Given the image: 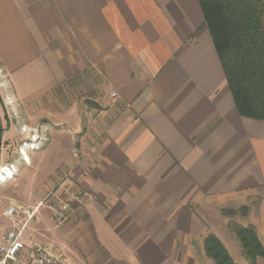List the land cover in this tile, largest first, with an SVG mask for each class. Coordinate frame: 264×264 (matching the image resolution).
I'll return each instance as SVG.
<instances>
[{
    "label": "crops",
    "instance_id": "0c3cea01",
    "mask_svg": "<svg viewBox=\"0 0 264 264\" xmlns=\"http://www.w3.org/2000/svg\"><path fill=\"white\" fill-rule=\"evenodd\" d=\"M0 75L114 264H192L194 205L246 207L264 246V120L238 114L198 0H0Z\"/></svg>",
    "mask_w": 264,
    "mask_h": 264
},
{
    "label": "rangeland",
    "instance_id": "374dc122",
    "mask_svg": "<svg viewBox=\"0 0 264 264\" xmlns=\"http://www.w3.org/2000/svg\"><path fill=\"white\" fill-rule=\"evenodd\" d=\"M11 103L8 86L0 75V118L3 128L0 139V171L10 168L13 173L12 178L0 183V227L7 228L10 225L9 219L2 215L7 206L15 204L30 207L35 212L32 218L26 221L24 228L27 242L53 245L54 249L62 254L66 264H114L109 253L98 243L92 242L86 234V221L79 216L77 221L76 217L79 214L77 211L87 201L78 206L74 205L71 216L65 222L61 223L52 218L46 207L49 194L67 177H71L75 183L76 181L70 171L55 168L56 157L52 155L51 150L32 152V149L40 147V139L20 122V113L14 111ZM22 151L27 154L28 163L25 162ZM77 187L80 188L78 185ZM192 209L196 224L192 235L191 255L194 259L192 264H215L206 255L203 245L209 231L205 225L210 222L224 224L229 229V231L217 229V234L228 248L231 257L237 260L242 251L236 236V230L241 228L237 221L244 212L241 209L222 208L221 213L227 218L226 220L221 215L220 219H216L214 214L202 210L198 205L192 206ZM231 233L238 241L235 237L232 238ZM242 256L247 263L243 252Z\"/></svg>",
    "mask_w": 264,
    "mask_h": 264
},
{
    "label": "trees",
    "instance_id": "16d2710c",
    "mask_svg": "<svg viewBox=\"0 0 264 264\" xmlns=\"http://www.w3.org/2000/svg\"><path fill=\"white\" fill-rule=\"evenodd\" d=\"M198 1L238 114L264 120V0ZM2 133L0 118V139ZM239 209L246 212V207ZM236 236L247 264L264 259L253 226L237 229ZM203 245L215 264H238L213 233Z\"/></svg>",
    "mask_w": 264,
    "mask_h": 264
},
{
    "label": "built area",
    "instance_id": "2783aa9c",
    "mask_svg": "<svg viewBox=\"0 0 264 264\" xmlns=\"http://www.w3.org/2000/svg\"><path fill=\"white\" fill-rule=\"evenodd\" d=\"M49 197L46 207L52 218L62 223L71 216L74 205L88 201L91 195L89 191L78 188L71 177H67ZM34 212L30 207L15 204L3 211L2 215L9 219L10 225L0 227V264H66L53 245L27 242L25 239L26 221L32 218Z\"/></svg>",
    "mask_w": 264,
    "mask_h": 264
},
{
    "label": "bare ground",
    "instance_id": "6f19581e",
    "mask_svg": "<svg viewBox=\"0 0 264 264\" xmlns=\"http://www.w3.org/2000/svg\"><path fill=\"white\" fill-rule=\"evenodd\" d=\"M22 154H25V152H21ZM13 173L10 170V168H4L2 171H0V183H3L8 178H12Z\"/></svg>",
    "mask_w": 264,
    "mask_h": 264
}]
</instances>
